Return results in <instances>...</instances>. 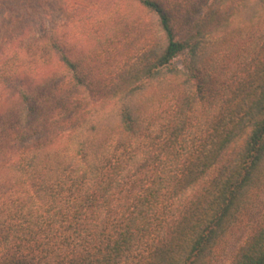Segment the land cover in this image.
Returning a JSON list of instances; mask_svg holds the SVG:
<instances>
[{
	"label": "trees",
	"instance_id": "obj_1",
	"mask_svg": "<svg viewBox=\"0 0 264 264\" xmlns=\"http://www.w3.org/2000/svg\"><path fill=\"white\" fill-rule=\"evenodd\" d=\"M127 1L161 36L125 76L81 75L66 24L0 71V122L10 86L19 111L0 143V264H204L264 184V0L202 15L197 0ZM230 264H264V212Z\"/></svg>",
	"mask_w": 264,
	"mask_h": 264
},
{
	"label": "rangeland",
	"instance_id": "obj_2",
	"mask_svg": "<svg viewBox=\"0 0 264 264\" xmlns=\"http://www.w3.org/2000/svg\"><path fill=\"white\" fill-rule=\"evenodd\" d=\"M175 1L169 0L171 3ZM222 1L197 0L200 14H204L210 5L219 6ZM238 4L240 0L235 1L232 8ZM260 21L262 29L264 11L261 12ZM64 24L71 36L68 54L80 62V74L87 76V79H100L103 84L128 74L130 69L145 62L152 45L161 36L156 17L127 0H0V71L3 65L16 64L12 67L20 69V58H16L17 54L20 55V47L32 44L46 28ZM239 44L246 45L242 40ZM218 53L215 52L214 56ZM186 61L187 55L183 54L173 60V65L183 68ZM77 91L85 101L91 99L92 94L88 89L79 87ZM14 92L11 86L6 91L5 109L14 108L11 114H15V117L12 121L8 120L7 125L0 122V143L9 124L19 120L16 117L19 114L17 104L11 100ZM3 113L7 114V111ZM113 120L107 122L112 123ZM70 129V124L65 123L16 146L28 149L55 130L64 133ZM263 212L264 184L250 191L247 203L216 242L204 264H230L234 252Z\"/></svg>",
	"mask_w": 264,
	"mask_h": 264
}]
</instances>
